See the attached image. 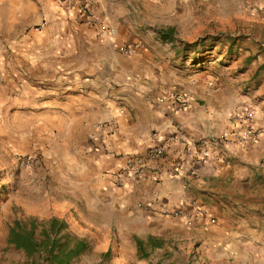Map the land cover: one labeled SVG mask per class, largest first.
<instances>
[{
  "label": "crops",
  "instance_id": "crops-1",
  "mask_svg": "<svg viewBox=\"0 0 264 264\" xmlns=\"http://www.w3.org/2000/svg\"><path fill=\"white\" fill-rule=\"evenodd\" d=\"M2 1L6 3L4 15L18 17L17 28L24 38L23 17L28 15L27 8H32L31 15L37 16L38 21L44 20L47 28L53 27L48 23L53 16L65 19L102 52L87 56L93 62L91 69H77L67 76L70 91L65 101L52 95L42 99L61 116V120L55 116V125L60 126L63 121L72 130L73 149L85 150L82 161L97 164L99 171L85 182L96 196L97 208L102 204L141 224L147 236H160L164 240L176 234L194 242L200 256L208 258V264H239L232 258L237 257L240 248L246 257H257L264 252V132L247 143L216 148L213 158L196 159L178 176L166 174L169 158L178 155L185 141L214 137L239 127L236 117L245 107L254 108L253 122L264 130V109L260 104L258 107L249 104L248 98L239 96V92L233 96L227 90L225 95L220 86L211 84L219 80L210 72L194 73L187 82L178 76L179 68L166 58L162 61L151 58L145 63L139 50L154 45L138 32L141 21L131 14L133 0H88L95 17L116 27L114 37L100 35L94 26L86 23L78 3L63 6L60 0ZM170 13L166 11L153 22L157 42L154 47L194 46L196 40L178 42ZM46 27L42 33H46ZM92 37L98 39L91 42ZM48 40H41L39 48H48L44 55L52 58L53 38ZM134 41H140L142 47L123 52L127 55L124 60L114 57L117 44ZM109 52H113L110 57ZM114 61L120 67L107 66ZM22 84L24 88L25 83ZM179 89L192 98L180 110L175 109L172 98ZM214 96L221 98L213 99ZM106 122H113L115 128L109 131L103 125ZM77 129L81 135L75 134ZM78 137H82L80 142ZM159 141L167 150L159 178L148 172L127 176L120 185L114 183L112 173L122 163L124 154L143 153ZM71 169L75 171L74 167ZM194 205L202 207L204 215H195ZM180 206V214L169 213Z\"/></svg>",
  "mask_w": 264,
  "mask_h": 264
},
{
  "label": "rangeland",
  "instance_id": "rangeland-1",
  "mask_svg": "<svg viewBox=\"0 0 264 264\" xmlns=\"http://www.w3.org/2000/svg\"><path fill=\"white\" fill-rule=\"evenodd\" d=\"M130 7L141 21L138 32L150 44L157 45L153 22L166 11L171 12L178 42L196 40L194 46L143 48L139 51L145 63L166 58L187 82L194 73L210 72L219 81L209 82L225 90V95L227 90L233 96L239 92L249 104L264 109V0H133ZM5 11L6 3L0 0V264H50L44 253L28 255L24 248L9 243L8 235L19 219L28 227L34 221L35 235L43 238L52 217L67 223L64 231L89 242L69 264H208L194 242L176 234L142 257L137 238H148L144 227L107 206H95L96 196L85 182L99 168L93 161H82L85 150L73 149L72 130L63 121L55 125V116L57 120L61 116L42 99L52 95L65 101L70 91L67 76L77 69H91L93 62L87 56L102 52L65 19L49 16L53 27L47 28L44 20L31 15L32 8L23 17L24 38L17 28L18 17H6ZM44 27L46 33H42ZM48 38H53L52 58L44 55L48 48H39L40 41ZM97 39L92 37L91 42ZM109 53L110 57L113 52ZM113 54L120 60L127 57L118 47ZM107 66L120 67L118 61ZM217 98L221 96L213 97ZM74 132L81 135L78 129ZM261 253L246 257L240 248L232 259L239 264H264Z\"/></svg>",
  "mask_w": 264,
  "mask_h": 264
},
{
  "label": "built area",
  "instance_id": "built-area-1",
  "mask_svg": "<svg viewBox=\"0 0 264 264\" xmlns=\"http://www.w3.org/2000/svg\"><path fill=\"white\" fill-rule=\"evenodd\" d=\"M60 2L63 6H69L74 3L80 4V15L86 23L94 26L100 35L109 37L115 36L116 27L106 20L95 17L93 10L88 5V0H60ZM117 47L121 52L130 53L132 50L142 47V43L140 41L121 43L117 44ZM172 98L174 107L178 110L186 108L192 99L188 92L180 89L173 92ZM254 114V108L245 107L242 109L241 114L236 117L238 125H240L239 127L214 137L198 138L192 142L189 140L185 141L184 145L179 150L178 155L169 158L166 174L171 177L178 176L186 165L192 164L196 159L208 161L213 158L216 148H224L228 144H244L263 134V128L258 127L253 122L252 118L254 117ZM103 125L110 128L109 131H112L115 128L113 122H106ZM166 158L167 150L161 141L156 145L149 146V148L143 153L124 154L122 156V163L118 169L112 173L114 183L120 185L124 182V179L127 176L144 175L148 172L153 178L157 179L161 174L162 162ZM29 159H35V157H30ZM193 209L197 216H202L205 213V210L198 205H194ZM164 212L169 211L165 210ZM181 212L182 207L180 206L179 209L169 213L178 215Z\"/></svg>",
  "mask_w": 264,
  "mask_h": 264
},
{
  "label": "trees",
  "instance_id": "trees-1",
  "mask_svg": "<svg viewBox=\"0 0 264 264\" xmlns=\"http://www.w3.org/2000/svg\"><path fill=\"white\" fill-rule=\"evenodd\" d=\"M32 224L28 227L25 222L15 220L10 226L8 242L16 247L24 248L28 255L44 253V258L50 264H69L89 247V242L85 237L64 231L67 223L57 217L48 220V227L43 238L35 235L36 224L34 221ZM163 245L164 240L160 236L149 235L147 239L137 238L138 253L142 257L149 256L152 251Z\"/></svg>",
  "mask_w": 264,
  "mask_h": 264
}]
</instances>
